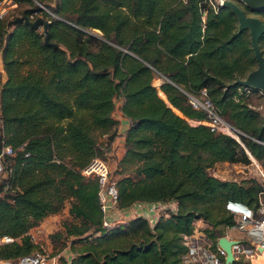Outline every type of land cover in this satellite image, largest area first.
<instances>
[{"label":"trees","instance_id":"obj_1","mask_svg":"<svg viewBox=\"0 0 264 264\" xmlns=\"http://www.w3.org/2000/svg\"><path fill=\"white\" fill-rule=\"evenodd\" d=\"M39 1L54 13L44 12L57 44L17 15L0 17L3 135L19 147L4 157L0 177V238L11 237L0 240V258L40 248L32 228L68 203L72 220L50 233L70 243L63 264H181L183 235L197 218L216 246L219 225L237 223L228 203L256 207L262 189L256 176L211 170L220 161L252 163L248 150L264 167V113L249 106L237 80L257 65L249 30H238L230 7L208 0ZM194 98H209L241 139L205 123L209 112ZM118 100L130 120L117 168L119 206L175 199L178 209L154 224L137 215L106 230L98 179L83 168L111 149Z\"/></svg>","mask_w":264,"mask_h":264},{"label":"built area","instance_id":"obj_2","mask_svg":"<svg viewBox=\"0 0 264 264\" xmlns=\"http://www.w3.org/2000/svg\"><path fill=\"white\" fill-rule=\"evenodd\" d=\"M208 1L213 7L218 8L223 0ZM16 4L17 2L14 0H0V17L5 16L8 7ZM205 13L206 10L203 11L204 15ZM30 17L34 19L36 17L35 13H32ZM4 76L5 72L0 63V84L4 80ZM245 88L247 91L251 90V86H245ZM202 91L205 95L206 89L203 88ZM192 102L194 105L198 106L200 104L208 110L210 119L204 120V122H207L212 129L223 131L236 137L235 133H238V129L230 121L215 111L214 105L209 98H205L203 101L194 98L192 99ZM18 148L19 147H13L10 143L5 142L3 135V118L0 109V177L5 175L6 167L4 157L6 155L11 156L16 154ZM248 153L252 158V163H255L257 166V175L254 176L258 177L262 183V189L259 191L258 204L256 207H250L241 202L230 201L228 203V207L233 213H235L237 223L234 225L246 224L248 228H256L261 232H264V167L249 150ZM26 154H28V152ZM83 172L87 175L96 176L98 179V194L102 211L103 229L105 228L108 230L117 224L126 222L127 210L133 208L134 205L138 207L137 210L141 211L142 215H145L152 224L155 223L160 213L169 211L175 212L178 209V204L175 199L168 201L137 200L128 206H119V191L116 178H113L111 175V168L107 159L99 155L92 157L90 162L83 168ZM100 232L101 230H98V233ZM10 239L11 237L7 235L0 238V240ZM183 242L188 246V248L182 254L181 264H225L227 252L218 242L216 246H213L212 244L206 245V243H204L200 238H196L192 234H184ZM260 245L262 244L257 243L254 250H247L249 249V246L242 244L239 239L238 243L233 245V248L235 249L234 259H239L241 254L244 252H246V255L250 257L251 260L257 258L258 253L261 250ZM0 264H58V259L57 256L51 257L46 251H44V249L38 248L31 254L21 256L17 259L0 258ZM236 264L245 263L239 261Z\"/></svg>","mask_w":264,"mask_h":264},{"label":"rangeland","instance_id":"obj_3","mask_svg":"<svg viewBox=\"0 0 264 264\" xmlns=\"http://www.w3.org/2000/svg\"><path fill=\"white\" fill-rule=\"evenodd\" d=\"M34 4L29 3L28 1H19L17 2L16 5L8 7L7 12L5 14V16H8L9 18H12L13 16L16 15H21L23 13H25V9L27 8H32L33 11L35 12V16H45L49 19V15L45 14V10H51L48 6H46L44 3L40 2L39 0H34ZM41 4H44L46 9L43 8L41 6ZM208 4L211 5L208 1ZM242 5L246 8V11L249 14H253V15H258L260 17H262L264 19V8L257 10V9H252L246 5H244L242 3ZM212 6V5H211ZM52 11V10H51ZM48 12V11H47ZM50 15H53L52 12H48ZM39 29H42V27H40ZM92 32L96 33V34H100L101 30L98 28H92L91 29ZM264 50V47H263ZM161 82V79L158 77L155 79V84H157L159 86ZM161 95L163 94V92L160 90ZM246 100L249 103V106L251 108L257 109L258 111H260L262 114L264 113V91L262 90H256V91H249L248 93H246ZM192 121L194 123H197L196 120L192 119ZM207 123V122H205ZM236 137L240 138V135L238 133H235ZM113 155H115V153H110V151L103 153L102 156H104L105 159H109L108 162L109 164L112 161H115V158L113 157ZM261 164V163H260ZM262 165V164H261ZM263 166V165H262ZM111 175L113 178H118L121 174L119 173V169H114L113 167H111ZM212 171L216 170L217 172H219L221 175H223V178H237V179H242L246 176H254L257 175V171H256V164L255 163H250V164H242L239 162H217L214 166H212ZM68 204H66V206L61 209L58 212V215L55 216L51 222H52V227H50L53 231H56L58 229H62L64 230L63 224L62 222L65 220H72V216L69 214L68 211ZM230 226V227H229ZM219 228H221L222 230L225 229H229L234 233V236L237 237L238 239H240L242 244H245L247 246H249L247 250H254V248L256 247L257 243H261L262 245L264 244V232H261L260 230L256 229V228H248L245 225H219ZM33 233L38 236L42 242L43 245H41L40 248L44 249V251H46L49 256L53 257V256H57L58 259V264H63V258L68 254L72 253V249L70 247V243H67V237L62 235L59 236L55 239H51L46 237L47 235H45L46 233V229H42V228H38V229H34ZM234 252L235 249L233 248ZM70 257V255H69ZM242 261L245 264H261L260 261H257V258H254L253 260H251L250 257H248L246 255V252L242 253L239 259H234V261L231 264H236L237 262Z\"/></svg>","mask_w":264,"mask_h":264},{"label":"water","instance_id":"obj_4","mask_svg":"<svg viewBox=\"0 0 264 264\" xmlns=\"http://www.w3.org/2000/svg\"><path fill=\"white\" fill-rule=\"evenodd\" d=\"M242 3L252 9L260 10L264 8V0H223L220 4V6L230 7L236 13L239 31L243 29L249 30L251 35L252 49L257 60V65L252 68L245 77H238L237 80L245 86H251L258 90L264 91V50L260 45V37L264 33V19L258 15L249 14ZM41 6L46 9L44 4H41ZM47 11L52 12L48 9ZM14 19H24L27 23L35 28L42 27L46 33L45 41L47 43L57 44L56 42L50 41V19L47 17L39 15L32 19L27 13H23L21 15H17ZM238 241L239 239L229 238L225 234H222L218 237V243L223 246L227 252L225 264H231L234 261L235 255L233 245L238 243Z\"/></svg>","mask_w":264,"mask_h":264},{"label":"crops","instance_id":"obj_5","mask_svg":"<svg viewBox=\"0 0 264 264\" xmlns=\"http://www.w3.org/2000/svg\"><path fill=\"white\" fill-rule=\"evenodd\" d=\"M0 63L2 65L1 57H0ZM120 106H121V100H118L117 101V105H116V109L114 110V115L120 121V124L118 126V131L119 132H118L117 137L112 142L111 149L109 150L110 153H115V155H113V157L115 158V161H112L110 163V166L113 167L114 169L120 168V166H118V162H119V160L122 158V156L125 153V131L130 125L129 118L124 115V113L122 112ZM220 162H229V161H220ZM212 172L214 174L220 176V177H224L223 175H221L216 170H214ZM67 207H68V210H69V205ZM137 208L138 207L134 205L133 208L127 210V218H126V220H128V219H130L132 217H135L137 215H142L141 211H138ZM57 215H58V213H52V214L47 215L41 221V223L39 225H37V226L32 228L31 233L33 234L34 239L36 241L40 242L41 245H43L42 240L33 233V230L34 229H38V228L46 229L45 235H47L46 237L49 240L50 233L53 232V230L50 228V227H52L51 220ZM194 224H195V228H194V231L191 234L193 236H195L196 238H200L204 243H206V245H209V244L213 245V239L210 236H208L206 234V232L204 231L205 227L207 226V222L204 219H202V218H197V219H195ZM224 234L227 235L229 238H237V237L234 236V233L231 230H229V229H225L224 230ZM72 254L73 253L68 254V256L66 255V257H69V255L71 256Z\"/></svg>","mask_w":264,"mask_h":264},{"label":"bare ground","instance_id":"obj_6","mask_svg":"<svg viewBox=\"0 0 264 264\" xmlns=\"http://www.w3.org/2000/svg\"><path fill=\"white\" fill-rule=\"evenodd\" d=\"M160 94H161V93H160ZM165 98H166V97H165ZM260 248H261L260 252L263 251V250H264V244H263V245H260ZM260 252H259V253H260ZM259 253H258V254H259ZM263 264H264V263H263Z\"/></svg>","mask_w":264,"mask_h":264},{"label":"clouds","instance_id":"obj_7","mask_svg":"<svg viewBox=\"0 0 264 264\" xmlns=\"http://www.w3.org/2000/svg\"><path fill=\"white\" fill-rule=\"evenodd\" d=\"M31 18V17H30ZM218 242V241H217Z\"/></svg>","mask_w":264,"mask_h":264}]
</instances>
